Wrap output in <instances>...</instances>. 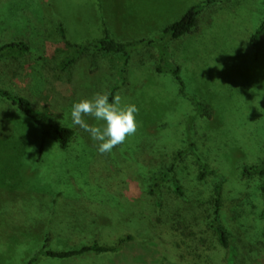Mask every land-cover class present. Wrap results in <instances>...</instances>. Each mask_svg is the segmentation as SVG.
Instances as JSON below:
<instances>
[{"label": "rangeland", "instance_id": "rangeland-1", "mask_svg": "<svg viewBox=\"0 0 264 264\" xmlns=\"http://www.w3.org/2000/svg\"><path fill=\"white\" fill-rule=\"evenodd\" d=\"M201 1L0 0V43L22 40L31 48L5 67L0 85L29 96L45 122L0 99V264H27L44 247L68 250L97 240L115 246L128 234L132 240L118 251L42 255L37 264H264L263 178L243 175L245 165L264 161V36L251 44L264 0L215 3L190 34L169 42L188 92L210 116L195 117L174 77L156 72L157 49L132 53L125 83L118 54L90 49L60 70L59 21L73 43L99 39L104 28L119 42L154 40ZM116 85L121 104L139 108L137 131L100 154L73 124L71 108L96 93L110 100ZM57 126L75 130L66 149ZM180 150L189 151L151 193L152 178ZM195 154L212 170L202 180ZM219 182L227 248L212 229Z\"/></svg>", "mask_w": 264, "mask_h": 264}, {"label": "trees", "instance_id": "trees-1", "mask_svg": "<svg viewBox=\"0 0 264 264\" xmlns=\"http://www.w3.org/2000/svg\"><path fill=\"white\" fill-rule=\"evenodd\" d=\"M225 1V0H203L198 4L192 6L183 16L176 22L167 26L164 30L163 35L154 40H140L136 42H119L117 41L110 33L107 28H104V35L91 42L87 43H73L69 40L67 34V28L62 21L58 22V31L60 36V44L57 47L61 52L65 55L62 60V65L60 70L66 71L71 68L77 60L90 49L94 50L96 54H118L123 57V64L120 69V78L123 83L127 80V73L130 61L132 59V53L136 50L147 47L158 50L159 60L156 65V72L159 74H170L174 77V79L179 84V91L181 95L187 96L189 100L192 102L195 108L196 116H205L211 115V110L204 106L203 103L197 98L196 95L191 94L187 90V86L182 75V67L177 64L171 56L170 53V40L172 39H181L186 35L190 34L194 28L197 26L200 15L209 7L214 5L215 3ZM264 36V21L261 25L256 29L254 34L251 37V44L254 46H259L262 37ZM30 46L27 42L22 40H12L0 43V73L5 72L6 66H13L14 62L21 56L30 51ZM120 86H114L110 93V101L112 97L117 93ZM0 99H3L20 111H22L27 117L31 118L35 123L44 125L45 122L42 121L41 117L36 113L32 100L29 96L25 95V93L20 91H13L11 89L2 87L0 85ZM194 116V115H193ZM56 133L58 136V140L60 142V146L63 149H66L75 135V130L72 128L57 126ZM191 139V136L189 135ZM188 149L194 152V143L192 141L189 142ZM44 150L43 145L40 149V153ZM189 150H180L174 154L173 163L167 167L166 169L158 172L152 178V187L150 189L151 193H156L163 186V184L172 177V174L175 169V164L188 152ZM197 155V154H195ZM197 160L202 169V172L199 176L200 180L204 179L207 175L212 173L205 161L197 155ZM243 175L252 177V176H260L263 178L262 183V192L264 199V161L255 164V165H245L243 169ZM176 191L179 194H182L181 187L176 182ZM216 208H215V218L212 223V229L216 233L218 237L219 244L227 248L229 246L230 234L224 225L221 219V206H222V183L219 182L216 185ZM129 240H132V236L128 234L126 237H123L119 240L118 244L115 246H108L101 244L98 240L94 241L91 244H86L82 247L72 248L68 250H52L44 247L39 252H37L31 259L27 262V264H37L40 256H47L59 259H67L84 256L89 253H104V252H114L118 251L121 246L127 243Z\"/></svg>", "mask_w": 264, "mask_h": 264}, {"label": "clouds", "instance_id": "clouds-1", "mask_svg": "<svg viewBox=\"0 0 264 264\" xmlns=\"http://www.w3.org/2000/svg\"><path fill=\"white\" fill-rule=\"evenodd\" d=\"M138 112L135 104L122 105L118 93L111 101L107 94L96 93L73 103L71 119L96 142L100 154H108L136 133ZM85 117H91L97 123L89 124Z\"/></svg>", "mask_w": 264, "mask_h": 264}]
</instances>
